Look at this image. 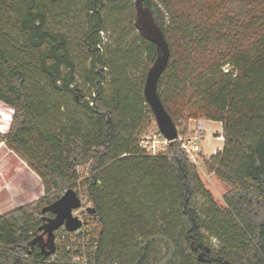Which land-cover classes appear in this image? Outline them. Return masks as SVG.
I'll return each instance as SVG.
<instances>
[{"label": "trees", "instance_id": "1", "mask_svg": "<svg viewBox=\"0 0 264 264\" xmlns=\"http://www.w3.org/2000/svg\"><path fill=\"white\" fill-rule=\"evenodd\" d=\"M138 5L169 50L156 91L178 137L192 120L222 127L204 161L221 202L177 140L140 146L158 51ZM0 103L12 111L0 143L43 188L0 216V264H71L30 245L68 189L95 210L94 264H264V0H0Z\"/></svg>", "mask_w": 264, "mask_h": 264}, {"label": "rangeland", "instance_id": "2", "mask_svg": "<svg viewBox=\"0 0 264 264\" xmlns=\"http://www.w3.org/2000/svg\"><path fill=\"white\" fill-rule=\"evenodd\" d=\"M12 117V111L0 103V132L4 133L8 130ZM204 132L203 138L198 141V145L202 151L198 160L199 171L203 182L207 188L211 190L217 202H221V197L225 191V185L216 180L212 174L208 173L204 161L221 150L223 141L218 139L222 134V127L218 122L203 120ZM197 122H191V134L196 133ZM190 132L182 135L183 138L192 136ZM140 145L147 154H151V147H155V153H161L167 145L159 136L154 120L146 122L145 130L140 138ZM149 150V151H147ZM86 169H80V174L84 175ZM9 192V193H8ZM6 200L4 199V195ZM43 195V188L40 178L30 169L27 162L20 158L4 143H0V216L8 213L18 207L30 204ZM211 246L216 247L215 241H211Z\"/></svg>", "mask_w": 264, "mask_h": 264}, {"label": "water", "instance_id": "3", "mask_svg": "<svg viewBox=\"0 0 264 264\" xmlns=\"http://www.w3.org/2000/svg\"><path fill=\"white\" fill-rule=\"evenodd\" d=\"M137 28L146 34L147 38L156 46L158 54L146 73L143 94L146 103L149 105L159 134L167 144H172L178 138L175 124L165 111L157 95V83L166 68L169 59V50L163 35L152 23L150 14L137 6ZM81 206V200L72 189H68L65 194L51 205L46 206L43 212L52 215L51 218H44L41 226L42 233L34 238L30 245H38L41 253L45 257H50L55 253V232L61 227L67 232H74L82 226L80 220L72 216V211ZM93 208H88V214H94ZM200 261H202L200 259Z\"/></svg>", "mask_w": 264, "mask_h": 264}, {"label": "built area", "instance_id": "4", "mask_svg": "<svg viewBox=\"0 0 264 264\" xmlns=\"http://www.w3.org/2000/svg\"><path fill=\"white\" fill-rule=\"evenodd\" d=\"M202 121H197L196 133L194 135L183 138L178 137L177 141L180 143L181 148L187 155V159L190 164L199 167L198 160L201 157V149L198 145V141L203 138L202 132H204ZM222 139V136L219 137ZM164 144L167 145L166 141L163 140ZM142 146V145H140ZM143 147V146H142ZM150 155H156L155 147L152 146ZM79 189L74 190L77 192ZM67 190H64L60 197H62ZM78 197L81 200V206L77 210L72 211V216L81 221L82 226L74 232H67L64 227H61L55 232V247L64 248L66 253L69 255L71 264H94L93 256L96 250V242L92 239L91 229L85 225L83 220V213L87 212L91 205L87 201Z\"/></svg>", "mask_w": 264, "mask_h": 264}, {"label": "crops", "instance_id": "5", "mask_svg": "<svg viewBox=\"0 0 264 264\" xmlns=\"http://www.w3.org/2000/svg\"><path fill=\"white\" fill-rule=\"evenodd\" d=\"M197 121H199V120H192V121L189 122V130H190V131H191V129H190V124H191V122H197ZM200 121H202V123H203V120H200ZM205 121H206V120H205ZM207 121H208V120H207ZM219 124H220V123H219ZM219 137H220V136H219ZM219 137H218V139H220ZM220 140L223 141L222 139H220ZM214 153H215V152H214ZM214 153H213V154H214ZM201 154H202V151H201ZM213 154H212V155H213ZM202 155H203V154H202ZM8 193H9V192H8ZM6 196H8L7 193L4 195V199H5V200H6Z\"/></svg>", "mask_w": 264, "mask_h": 264}]
</instances>
